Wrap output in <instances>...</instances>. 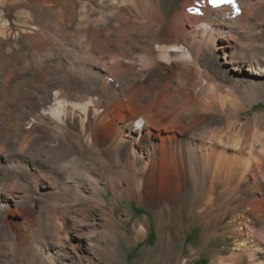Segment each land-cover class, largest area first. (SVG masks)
I'll return each instance as SVG.
<instances>
[{
  "label": "bare ground",
  "instance_id": "6f19581e",
  "mask_svg": "<svg viewBox=\"0 0 264 264\" xmlns=\"http://www.w3.org/2000/svg\"><path fill=\"white\" fill-rule=\"evenodd\" d=\"M105 1V4L96 7L92 3L93 0H0V54L8 58L22 54L28 59H39L42 55L43 58L38 60L40 62H35V65L42 64V67L46 66L51 68L50 70L57 67L58 71L53 72L54 78L51 76L52 81L62 86L65 84L62 79L69 77L72 71L79 72L80 68L85 74L90 75H96L100 73V70L105 71L96 69L93 63L87 69L85 67L86 70L82 66L84 53L101 52L104 33L102 27L93 21L94 11L98 13V17L102 18L105 17L104 10L110 6L112 7L110 10L119 18L121 24H126L130 31L138 29L144 33L150 26L147 20L149 17H145L148 16V8L159 9L163 18L168 19L183 0ZM205 1L204 14L187 32L190 42L198 45V51L205 56L204 67L196 62L192 55L194 52L191 53L179 40L174 39L170 45H166L158 35L159 38L154 39L153 42L151 40V44L141 46L136 41L134 45L127 44L124 50L114 55L116 62L110 71V73L120 71L122 62L127 65L135 64L137 74L144 80L150 93L159 90L166 82V87L171 88L168 103L170 105H174L175 102L180 103L173 107L172 120L178 123L179 120L186 119V124L173 126L174 129L171 132L177 129L179 134L166 136V143L159 144L157 135L152 130L153 127L151 128L153 122L150 115L146 114V110L141 109L134 117L123 121L119 127L107 130V132L110 131L109 138L111 137L108 144L104 143L106 141H103L105 140L102 139L103 137H99L102 134L101 131L98 132L100 135L96 139L87 142L86 147L88 150L94 148L97 152L106 153L110 162L118 166V171L111 169L110 174H107L110 186L123 179L130 182L125 190L118 192V199H123L121 196L127 193L140 200L143 198L153 201V208L156 210L153 219L159 232L158 247L166 259L168 254L173 255L171 238L175 242L184 238L186 225L193 220L191 217H185L191 204L195 199L206 200L207 206L204 211H207V208H211L214 204L212 195L215 188L221 185L220 195L226 196V199L224 198L226 205L227 203L229 206L233 205L231 210L233 215L229 224L236 248L250 256L251 264H260L257 261L258 258L256 259V253L264 254V243L256 238L253 239L254 236L251 238L250 233L243 230V227L247 226L243 218L245 214L250 213L255 221L264 223V177L262 175V178L256 177L255 181L249 185L247 192L238 185L245 179L250 169H258V172L259 169H264V133L260 128L264 125V113L258 115L253 122L240 123V115L246 110L247 105L264 97V15L252 10L254 2L264 7V0H233L231 3L228 0H222L217 6H213L208 0ZM138 3H145L148 8L145 5L139 6ZM137 4L142 10V18H145L141 20L144 23L133 20L138 14ZM238 8L248 13L246 20L240 21V18L231 16L234 13L237 16ZM51 20L57 22L56 27H53ZM164 30V26L158 25V31ZM42 38L47 40L49 38L50 44H47L45 50L40 52L37 42ZM78 40L86 42L83 48L77 45ZM140 49L142 53H139ZM218 57L221 61L224 60L221 62L223 67H214V65L211 67L208 61L211 59L212 62L215 60L217 62ZM159 58L167 63L168 68L158 63ZM193 65L199 68L197 76L194 75ZM114 77L111 75V80L106 78L105 84L110 86L112 97L119 101L120 98L127 97V88ZM13 84L10 82V88ZM63 91L59 89L52 95L55 102L50 105L49 110L54 111L57 108L56 105L65 100L67 91ZM96 91V89L87 88L84 95L74 96L77 101H71L70 106L75 109H84L85 114L90 111L91 116L98 115L106 103L99 99L94 101L91 96L86 97L87 94H94ZM159 94L166 96L167 92L163 90ZM30 116L34 117L31 113L21 116L18 113L13 117V122L20 125L26 121L33 128L36 118L40 116L36 115L34 118ZM223 123L228 124L227 130ZM161 124H156L158 130L163 129V126L166 127ZM160 151L171 157V168L176 171L170 174L167 169L166 173L164 172L167 178L162 181V184L165 182L166 186L159 194L155 186L153 191L150 190L149 182L155 180L158 171L157 157ZM144 153L149 160H138L137 157ZM65 154V151H57L42 157L39 151L31 148L22 154L10 148L3 159L4 162L0 164V217L1 210L7 203H18L24 201V198L29 199L30 187L27 184L29 180L40 184L45 189L43 194H54L59 198L73 196L74 200H81L84 196L74 188L72 181L64 178L65 176L62 177V168L58 166L59 162L66 158ZM90 156L93 157L92 154ZM93 160H98L107 166V162L98 155ZM197 163L200 164L199 169L195 166ZM140 167L146 171L144 193L139 191L140 182L137 174ZM50 175L55 178L51 176V179ZM99 191L97 186L93 188L94 194L100 195ZM165 199L180 203L177 212H181V215L176 216L175 222H169V219L171 220L169 215L174 214L171 215L166 210ZM148 226V218L139 220L132 226L133 236L136 239L141 238L147 232ZM125 236L123 231L118 230L119 238L124 239ZM87 239L89 249L103 251L94 237L90 236ZM0 242L2 243V238ZM52 249L54 245L49 241L39 248L42 254L46 253L45 258L50 262L54 261ZM79 249L86 254V248L79 247ZM120 255V251L117 253L110 249L104 253L109 260H118V262L121 260ZM226 259L229 262H240L239 257L236 256ZM173 260H176V256ZM87 264L100 263L94 261L93 257L87 256Z\"/></svg>",
  "mask_w": 264,
  "mask_h": 264
},
{
  "label": "rangeland",
  "instance_id": "374dc122",
  "mask_svg": "<svg viewBox=\"0 0 264 264\" xmlns=\"http://www.w3.org/2000/svg\"><path fill=\"white\" fill-rule=\"evenodd\" d=\"M105 2V0H93L92 3L99 7ZM205 3V0H183L168 19L163 18L159 9L150 10L145 3H138L139 6L145 5L149 10H147L148 16H144L149 17L147 20L150 26L144 33L138 29H136L138 31H130L126 24L122 23V25L119 18L110 10L112 8L110 6L104 10L105 17L102 18L98 17V13L94 11L92 14L93 21L102 27L104 33V38L101 41V52L84 53L82 66L86 70L93 63L96 69H104L105 71L100 70V73L90 75L85 74L80 68L79 72L74 71V73L72 71L69 77L63 78L65 84L62 86L60 84L58 86L57 82L52 81L53 74L58 71L57 67L54 66L55 69L50 70L51 68L46 66L42 67V64L35 65V62L43 58L42 55L39 59H28L24 58L22 54L12 55L9 58L0 54V164L4 162L3 159L9 153L10 148L18 154H22L31 148L39 151L42 157H47L57 151H65L66 158L58 164L62 168V177L65 176L64 178L72 181L74 188L84 196L82 197L83 200L76 201L72 198L73 196L59 198L54 194H43L45 189L34 180H29L27 183L30 187L29 199L24 198V201L18 203L9 202L1 210L0 264H87V256L93 257L94 261L100 264H251L250 256L236 248L235 240L230 233L233 205L229 206V203L226 205V196L220 195L221 185L215 188L212 195L214 204L211 208H207L210 213L204 211L207 206L206 200L198 201L195 199L191 204L190 209L184 215L193 218V220L189 224H185L184 238L177 242L171 238L173 255L168 254L166 259L158 247L159 232L153 219L156 214L153 201H147L143 198L140 200L127 193H123L121 196L123 199H118V192L125 190L130 182L123 179L110 186L111 183H109L107 174H110L111 169L118 171V166L110 162L106 153L97 152L94 148L88 150L86 147L87 142L96 139L100 135L98 132L101 131L102 134L99 137H103L102 139H105L103 141H106L104 143L108 144L111 137L109 138L110 131L107 132V130L119 127L123 121L129 117H134L141 109L146 110V114L150 115L153 122L151 128H154L152 130L156 133L159 144L166 143V136L179 134L177 127L175 129L178 132H171L174 129L173 126H175L174 124H186V119H181L178 123L172 120L173 107L180 105V103L175 102L174 105L168 103L171 88L166 87V82L162 84L159 90L150 93V89L144 80L137 74L135 64L127 65V63L122 62L127 67L122 65L120 71L111 73L110 71L116 62L114 55H118L124 50L127 44L134 45L136 41L138 45H147L151 40L153 42L154 39L159 38L158 35L166 45H170L174 39L179 40L191 53L194 52L192 53L194 59L204 67L206 65L205 56L198 51V45L190 42L187 32L195 26L198 19L204 14ZM254 3L252 10L264 15V7L257 2ZM138 4V14L133 20L139 22L145 18H142V10ZM238 9L237 16L235 13L231 16L240 18V21L246 20L248 13L241 8ZM138 15L141 16V19L137 18ZM51 22L53 27H56L57 22L55 20H51ZM158 25L164 26L165 30L163 32L158 31ZM156 31L158 32L156 33ZM41 40H38L37 45H39L40 52H43L50 41L49 38L48 40L47 38ZM84 42V40L83 42L78 40L77 45H81L83 48L86 43ZM139 53H142L141 49ZM157 61L162 67L168 68L167 63L162 62V59L159 58ZM223 61L218 57L217 62L216 60L212 62L211 59L208 62L211 67L214 65V67L221 68ZM194 66V75L197 76L199 68ZM111 75L112 77L115 76L127 88V97L120 98V102L114 96L112 97L110 86L105 84L106 78L111 80ZM10 82L14 83L11 88ZM103 87L104 90H102ZM87 88H93L97 91L94 94H87L86 97L91 96L94 101L99 99L106 103L96 116H91L90 111L85 114L84 109L78 108V110L70 106L71 101H77L74 96L77 94L84 95ZM59 89L67 91V95L65 100L58 103L57 108L51 111L49 110L50 105L55 102L52 95ZM163 90L167 92L166 96L159 94ZM18 113L20 116L31 113L34 117L36 115L40 117L36 118V123L32 128L31 124L28 125L26 121L20 125L13 122V117ZM262 113H264V97L247 105L246 110L240 115V123L253 122ZM32 117L30 116V118ZM159 123L166 125V127L163 126V129L158 130L156 124ZM222 125L226 130L229 127L227 123ZM260 128L264 133V125H261ZM161 152L163 151H160V155L157 157L158 171L155 180L152 181L153 183L149 182L150 190L153 191L155 186L159 194L163 192L166 186L165 182L162 184V181L167 178H165L164 172L166 173L167 169H169L170 174L176 171L171 168V157ZM97 155L107 162V166L98 160H93L97 158ZM147 157L144 153L137 159L148 161L149 158ZM195 166L199 169L200 164L197 163ZM145 173L146 171H143L141 167L138 169L139 191L142 193H144V185H146ZM261 175L264 177V169H259V172L258 169H250L245 179L239 182L238 186L247 192L249 185L255 181L256 177L262 178ZM51 176L55 178L50 175L51 179ZM94 185L100 189V195L93 193ZM165 200L166 210L171 215L176 214L175 216L169 215L171 218L169 222H175L177 217L181 215V212H177L180 203ZM146 218L149 222L147 232L141 238L136 239L132 234V226L139 220ZM243 220L247 225L243 227V230L249 232L251 238L254 236L253 239L256 238L264 243V223L255 221L250 213L245 214ZM118 230L125 233L124 239L118 237ZM39 234L41 237L38 236ZM87 236L89 238L90 236L94 237L103 251L98 252L93 248L89 249ZM48 241L54 245V249L51 250L53 262L47 261L46 253L42 254L39 250ZM79 247L86 248V254H83ZM109 249L117 253L121 252L119 262L118 260H109L104 256V253ZM174 256H176V260H173ZM232 256L239 257L240 262L227 261L226 258ZM256 259L260 264H264L263 253H256Z\"/></svg>",
  "mask_w": 264,
  "mask_h": 264
},
{
  "label": "snow or ice",
  "instance_id": "6c2138e0",
  "mask_svg": "<svg viewBox=\"0 0 264 264\" xmlns=\"http://www.w3.org/2000/svg\"><path fill=\"white\" fill-rule=\"evenodd\" d=\"M208 2L213 6H217L220 2H222V0H208ZM228 2L231 3L233 0H228Z\"/></svg>",
  "mask_w": 264,
  "mask_h": 264
}]
</instances>
